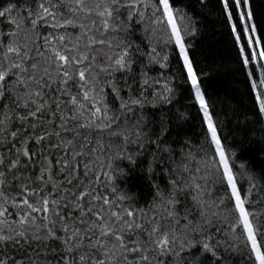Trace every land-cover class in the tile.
I'll use <instances>...</instances> for the list:
<instances>
[{"label":"snow or ice","instance_id":"1","mask_svg":"<svg viewBox=\"0 0 264 264\" xmlns=\"http://www.w3.org/2000/svg\"><path fill=\"white\" fill-rule=\"evenodd\" d=\"M208 7L0 0V264H264V0L214 5L242 120L191 55Z\"/></svg>","mask_w":264,"mask_h":264},{"label":"trees","instance_id":"2","mask_svg":"<svg viewBox=\"0 0 264 264\" xmlns=\"http://www.w3.org/2000/svg\"><path fill=\"white\" fill-rule=\"evenodd\" d=\"M253 4L259 19V0H253ZM214 5L215 0H209V7L204 10L202 18L201 34L191 41L193 45L191 55L207 74L204 78L205 85L213 94L212 98H222L228 93L229 106L236 109L235 113H231V120L234 121L237 117L242 120L249 115L252 107L250 98L245 95L248 85L242 82L245 76L238 71L237 51L234 40L229 35L230 29L226 27L224 18ZM225 111L227 112L228 108H225ZM198 128V124L192 122L188 130L189 135L195 136ZM228 128L231 129L232 125L229 124ZM254 146L247 139L242 144L230 145L240 149L238 160H249Z\"/></svg>","mask_w":264,"mask_h":264}]
</instances>
